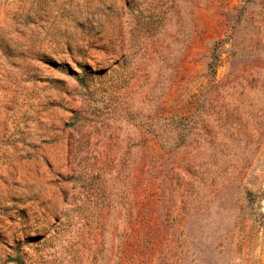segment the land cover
<instances>
[{
	"label": "rangeland",
	"instance_id": "rangeland-1",
	"mask_svg": "<svg viewBox=\"0 0 264 264\" xmlns=\"http://www.w3.org/2000/svg\"><path fill=\"white\" fill-rule=\"evenodd\" d=\"M0 264H264V0H0Z\"/></svg>",
	"mask_w": 264,
	"mask_h": 264
}]
</instances>
